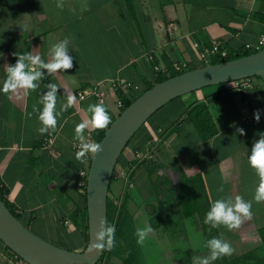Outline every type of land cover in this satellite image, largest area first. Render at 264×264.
<instances>
[{
    "label": "crops",
    "instance_id": "0c3cea01",
    "mask_svg": "<svg viewBox=\"0 0 264 264\" xmlns=\"http://www.w3.org/2000/svg\"><path fill=\"white\" fill-rule=\"evenodd\" d=\"M263 36L264 0H0V89L8 66L16 63L14 53L31 52L44 64L51 63L53 45L67 38V54L74 58L71 70L56 73L26 60V72L43 74L34 82L38 89L7 95L0 91V182L21 222L56 246L85 249V225L72 216L86 206L78 183L90 162L77 161L73 145L76 125L90 120L89 105L97 101L79 100L80 91L104 83V106L115 118L120 113L116 96L109 92L110 80L119 77L133 83L140 96L156 84V67L159 73H171L173 63L184 60L192 70L200 68L199 54L217 41L231 54L257 52L264 49ZM253 82L255 89L247 99L230 83L175 99L132 138L110 186L109 197L123 203L124 212L106 264H192L193 256L208 254L206 230L235 249L215 264H264V202L253 200L259 177L248 162L253 145L264 134V82L257 77ZM49 84L58 87V124L55 131L41 135L39 101ZM68 95H74L75 102L63 112ZM203 103L217 130L209 140L200 132L198 111L193 118L189 115ZM258 109L256 122L253 114ZM96 131L89 123L85 138ZM49 136L50 149L44 147ZM152 160L158 162L159 175H165L158 182ZM134 166L130 175L134 188L128 190L125 178ZM167 181L172 185L163 190ZM198 188L206 207L199 204ZM237 195L252 201L251 220L233 231L204 224L216 199ZM146 223L154 232L141 246L135 231ZM1 252L9 254L0 241ZM0 264L11 263L0 257Z\"/></svg>",
    "mask_w": 264,
    "mask_h": 264
},
{
    "label": "water",
    "instance_id": "95a60500",
    "mask_svg": "<svg viewBox=\"0 0 264 264\" xmlns=\"http://www.w3.org/2000/svg\"><path fill=\"white\" fill-rule=\"evenodd\" d=\"M264 82V49L210 64L155 84L137 97L106 129L101 151L92 156L86 185L88 243L81 251L58 247L25 226L0 199V241L27 264H99L106 250L89 251L99 221L108 217L109 188L121 155L136 133L164 106L206 88L247 78ZM108 223V221H107Z\"/></svg>",
    "mask_w": 264,
    "mask_h": 264
},
{
    "label": "clouds",
    "instance_id": "9594fccd",
    "mask_svg": "<svg viewBox=\"0 0 264 264\" xmlns=\"http://www.w3.org/2000/svg\"><path fill=\"white\" fill-rule=\"evenodd\" d=\"M56 7L63 9V4L57 3ZM67 43V38H65L63 41L53 45V62L47 64L41 61L39 55L34 56L31 52L14 53L17 57L16 63L8 66L7 79L0 91L7 95L9 93H17V89H28L31 91L38 89L39 84L34 82L40 81L43 78V74L40 71L26 72V60L31 61L33 65L40 64L49 73L71 70L74 67V58L67 54ZM48 87L49 90L39 101L43 105L42 109H39L38 115L42 125L38 132L41 135L48 133L50 130L55 131L58 124L56 114L58 87L55 84H49ZM74 102L75 96L68 95L66 104L62 106V111L64 112L69 107H72ZM33 111L37 112L36 106H33ZM88 111L91 113L90 120L87 123L81 122L75 127L74 139L77 141L85 140L84 133L89 123L93 129L97 130L106 129L112 123L111 117L103 104L89 105ZM253 115L255 121L259 122L260 110H256ZM236 131L240 135L245 134L243 128H237ZM99 151H101L100 144L84 142L79 145V150L76 152V160L80 163H85L89 154L95 156ZM248 162L259 177V184L255 190L253 200L256 203L264 202V134H261V138L253 145ZM218 191L222 192L223 188L218 189ZM252 216V201H246L242 196L237 195L234 198L230 197L228 200L216 199L205 214L203 222L206 225H210L212 229L223 226L228 231H233L239 229L245 221L251 220ZM153 232L154 229L147 223L144 227L137 228L135 231L137 244L142 246ZM115 235V225L108 224L105 219H101L98 230L95 233V242L90 243L89 251L111 250L116 243ZM205 247L208 250V254L206 256H193L192 264H215V261L231 256L235 252L232 244L221 237H213L207 240Z\"/></svg>",
    "mask_w": 264,
    "mask_h": 264
},
{
    "label": "built area",
    "instance_id": "2783aa9c",
    "mask_svg": "<svg viewBox=\"0 0 264 264\" xmlns=\"http://www.w3.org/2000/svg\"><path fill=\"white\" fill-rule=\"evenodd\" d=\"M262 43L264 44V36L262 39ZM195 46L198 47V44H195ZM216 56L220 57L221 59L226 60L231 56V52L223 45L222 42L217 41L211 47H206L203 50V52L199 54L201 62L205 65L206 64L210 65L211 59L213 57H216ZM172 69L176 73L183 74L184 72H187L190 70V66L186 61L180 60V61H176L173 63ZM155 72L159 73L160 69L158 67H156ZM164 74L167 77H169L171 73L170 72H164ZM231 85H232V89L235 92H238V93L244 95L246 97V99L251 97L252 92L255 89L253 78H247V79L235 81V82H232ZM109 90H110L109 92L111 93V95L116 96V103L115 104H116L117 109L119 110V113H121L125 109L124 100L125 99H132L131 95H132V93L136 92L137 87L133 83H131V82H129L123 78L117 77V78L110 80V89ZM90 97L95 98L97 103L105 105L106 100H107V91L104 88V83L96 84L92 88H90L88 90H82L78 93V98L81 101L85 100L87 98H90ZM84 142L98 143L92 134H88L87 137L85 138V140L74 142L73 148L75 149V151H78L79 145L84 143ZM52 143H53V136H49V137H46L44 139V147L50 149ZM92 156H93L92 154H89L86 157V159L90 162ZM137 158L139 160H141L142 154L137 153ZM135 168H136V166H134L132 168L131 172H129V174L125 178V180H126L125 182L128 185V188H127L128 190H131L134 188V184L132 183V181L130 179V175H131V173L134 172ZM88 172L89 171H83L79 174L81 177V181H79L78 185H79V188H81L83 190H85L86 185H87ZM6 198L8 199V195H6ZM114 204L119 208V205H120L119 202L114 201ZM17 213H19V211H17ZM115 224H116V219H115L114 225ZM0 257L2 259L7 260L11 264H27L18 255H16L12 251H10L9 254L1 252Z\"/></svg>",
    "mask_w": 264,
    "mask_h": 264
},
{
    "label": "trees",
    "instance_id": "16d2710c",
    "mask_svg": "<svg viewBox=\"0 0 264 264\" xmlns=\"http://www.w3.org/2000/svg\"><path fill=\"white\" fill-rule=\"evenodd\" d=\"M253 53H256V52L255 51H245V52H241V53H237V54H231V56L228 59H226V60L221 59L220 57L216 56V57H213V59L211 60L210 64H219V63H222V62H225V61H228V60H233V59L241 58V57H244V56H248V55H251ZM204 66H206V65H202L201 67H204ZM190 70H192V68H190ZM157 74L158 75H157V79H156V84L164 82L165 80H167L169 78H172V77H175L177 75H180V73L174 72L173 69H172L171 74H170L169 77H167L162 72L161 73H157ZM153 86L154 85H149L147 90H149ZM131 97H132V99H125L124 100L125 109L139 96L136 95L135 92H134V93H132ZM196 111H198V114H197L198 115V122H199V125H200V132L202 133L203 139L209 140L217 133V130L215 128V125H214L212 116H211V114L209 112V109H208L206 104H204V103L203 104H199L198 106H196L193 109L192 112H189V115H191V118L194 117L193 112H196ZM105 131H106L105 129L97 130L94 133L93 137L95 138V140L98 143L102 140V138H103V136L105 134ZM109 192H110V188H109ZM6 195H8V190L0 182V199L7 205V207L21 221L19 213H17V210L15 209V207L8 201V199L6 198ZM83 196H84V200H85V204H86V188L84 190ZM123 212H124V209H119L114 204V202H112L111 199L108 198V217H107V221H108V224H114L115 219H116V224H115V228H116L115 238H116V240H117V238L119 236V233H120V226H121V222H122V218H123ZM72 218H73V220L76 223H78L79 220H80L81 223L83 225H85L86 232H87V236H86V238H87L86 239L87 240L86 246H87L89 237H88V219H87V208H86V206L83 208V210H81V212H78L75 215H73ZM262 233L264 234V230H262ZM208 235H209L210 239L215 237V235L212 232H209V231H208ZM86 246H85V248H86ZM109 251L110 250H106L105 251L102 259L99 262V264H101L107 258V255H108Z\"/></svg>",
    "mask_w": 264,
    "mask_h": 264
},
{
    "label": "rangeland",
    "instance_id": "374dc122",
    "mask_svg": "<svg viewBox=\"0 0 264 264\" xmlns=\"http://www.w3.org/2000/svg\"><path fill=\"white\" fill-rule=\"evenodd\" d=\"M203 65H205V64H203ZM206 65H208V64H206ZM256 78V77H255ZM222 85H225V84H222ZM229 85H231V83L229 84ZM242 95V94H241ZM116 118V117H115ZM115 118H111V121H113ZM139 133V132H138ZM138 133H136V135H135V137L137 136V134ZM134 137V138H135ZM134 140V139H133ZM132 140V141H133ZM131 141V142H132ZM157 145V144H156ZM154 148H155V146H154ZM153 149V148H152ZM152 163H151V167H152V172H153V174H155V176H154V178L156 179V181L158 182V180H159V178L160 179H163V177L165 176L163 173H161L162 175H159V165H158V162L157 161H155V160H152L151 161ZM161 183H162V181H161ZM164 183V182H163ZM198 183V182H197ZM165 184V183H164ZM167 184V185H166ZM165 184V186L162 188L163 190H169V187H168V185L169 186H171L172 184H170V182H168L167 181V183ZM200 188V187H199ZM198 188V195H201V198H200V202H199V204L202 206V207H206L205 206V202H203V200H204V195L202 194V192H201V189H199ZM163 192L161 191L160 192V195L162 194ZM200 193V194H199ZM202 195H203V197H202ZM112 198V199H111ZM110 199H111V201H113L114 199H113V196H111L110 197ZM123 203H122V206H121V204H120V206H119V209H123ZM204 210V209H203ZM207 226H210V225H207ZM206 226V227H207ZM188 228V227H187ZM208 228V227H207ZM207 232L209 231V230H206ZM210 232H211V230H210ZM207 237H209V235H207ZM155 238V236H153L151 239H154ZM43 239V238H42ZM147 239H150L149 237L147 238ZM145 240V242L144 243H147L148 242V240ZM115 240H116V238H115ZM117 241V240H116ZM1 244H2V242H1ZM59 247V246H58ZM7 252L8 253H10V251H9V249L7 248ZM109 256H110V251L108 252V255H107V258L101 263V264H106V263H108V260H110L109 259ZM113 264H116L115 262L113 263Z\"/></svg>",
    "mask_w": 264,
    "mask_h": 264
}]
</instances>
